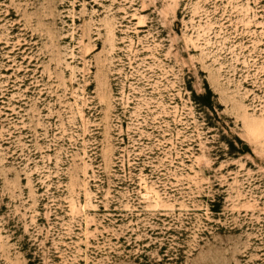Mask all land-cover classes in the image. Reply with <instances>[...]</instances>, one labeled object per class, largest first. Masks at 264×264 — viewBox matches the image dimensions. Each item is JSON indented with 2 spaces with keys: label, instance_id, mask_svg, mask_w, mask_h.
I'll return each mask as SVG.
<instances>
[{
  "label": "rangeland",
  "instance_id": "rangeland-1",
  "mask_svg": "<svg viewBox=\"0 0 264 264\" xmlns=\"http://www.w3.org/2000/svg\"><path fill=\"white\" fill-rule=\"evenodd\" d=\"M0 264H264V0H0Z\"/></svg>",
  "mask_w": 264,
  "mask_h": 264
}]
</instances>
